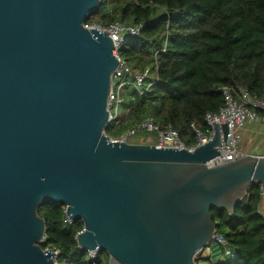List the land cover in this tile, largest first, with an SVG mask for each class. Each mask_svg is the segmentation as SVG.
Returning <instances> with one entry per match:
<instances>
[{"label": "water", "instance_id": "1", "mask_svg": "<svg viewBox=\"0 0 264 264\" xmlns=\"http://www.w3.org/2000/svg\"><path fill=\"white\" fill-rule=\"evenodd\" d=\"M100 3L0 0V264H55L40 245L49 200L83 221L82 249L114 264H199L211 209L233 213L252 184L264 187V155L208 166L217 121L194 149L111 140L119 59L108 31L85 27Z\"/></svg>", "mask_w": 264, "mask_h": 264}, {"label": "trees", "instance_id": "2", "mask_svg": "<svg viewBox=\"0 0 264 264\" xmlns=\"http://www.w3.org/2000/svg\"><path fill=\"white\" fill-rule=\"evenodd\" d=\"M116 21L144 23L141 36L120 55L135 71L157 80L142 95L126 90L120 117L106 128L110 137L151 114L162 127L172 124L191 146L196 141L191 124L207 131L205 115L223 106V86H246L264 99V0H101L86 19L104 26ZM260 188L252 184L233 213L211 209L216 232L232 254L224 256L222 246L212 245L207 264H264ZM65 209L51 200L39 207L46 222L40 245L58 248L61 264H92L76 239L83 221H67ZM109 258L104 251L97 264H108Z\"/></svg>", "mask_w": 264, "mask_h": 264}, {"label": "built area", "instance_id": "3", "mask_svg": "<svg viewBox=\"0 0 264 264\" xmlns=\"http://www.w3.org/2000/svg\"><path fill=\"white\" fill-rule=\"evenodd\" d=\"M85 27H95L100 31H108V35L112 36L114 42L115 48L113 49V54L119 59L117 67L111 73L112 82L108 95V109L110 110L111 123L120 117L121 106L124 103L125 93L129 86L132 90L142 95L143 93L152 91L153 85L157 80L156 75L153 77L147 72L135 71L120 55L121 49L125 47L132 38L141 36L145 25L142 22L125 23L123 21H116L104 26L96 22H85ZM221 90L224 104L217 112L209 111L206 113L204 120L208 127L207 131L198 129L193 123L191 124L195 129L196 136L195 144L191 146L186 145L177 128L172 124H168L165 127L160 126L155 117L151 114L145 116L141 122L127 129L119 137H111V140L128 142V139L131 136H134L141 131L156 132L157 142L154 144L158 147L194 149L211 139L215 132L212 122L217 121L221 139V145L218 146L220 154L218 153L216 157L208 161V166L213 167L235 161L247 154L245 150L241 149L243 128L245 125L257 121L264 126V116L260 114V111H264V99L252 94L246 86L225 85ZM224 125H226L228 129L226 137L223 132ZM260 196L261 202L258 206L257 212L264 215L261 206L262 203H264V187L262 186L260 188ZM65 218L69 222L72 221V219L66 214V209ZM212 245L222 246L224 256L232 254L231 248L226 239L215 232L210 244L203 251H200L197 256L199 255V258H208L209 255L212 257ZM45 249H52L54 252L53 259L55 264H61L57 259L60 253L58 248L46 247ZM87 252L88 258L91 260L92 264H97V261L102 257L103 251L97 247L92 250H87Z\"/></svg>", "mask_w": 264, "mask_h": 264}, {"label": "crops", "instance_id": "4", "mask_svg": "<svg viewBox=\"0 0 264 264\" xmlns=\"http://www.w3.org/2000/svg\"><path fill=\"white\" fill-rule=\"evenodd\" d=\"M153 77L155 75H152ZM260 148V149H258ZM241 149L247 153L264 155V126L255 121L250 122L243 128V140L241 142ZM262 211L264 212V203H262ZM212 257L198 260L199 264H207Z\"/></svg>", "mask_w": 264, "mask_h": 264}, {"label": "rangeland", "instance_id": "5", "mask_svg": "<svg viewBox=\"0 0 264 264\" xmlns=\"http://www.w3.org/2000/svg\"><path fill=\"white\" fill-rule=\"evenodd\" d=\"M128 89H132L130 86ZM129 143H146V144H154L157 142V133L156 132H146V131H141L138 134L131 136L128 139ZM260 149V148H258ZM197 260L200 261L199 255L197 256ZM108 264H114L113 263V258H109Z\"/></svg>", "mask_w": 264, "mask_h": 264}]
</instances>
